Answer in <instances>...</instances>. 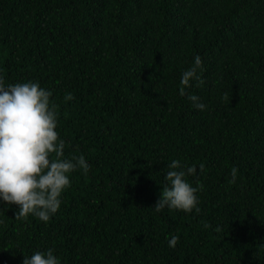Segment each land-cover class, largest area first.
Listing matches in <instances>:
<instances>
[{"label":"trees","instance_id":"trees-1","mask_svg":"<svg viewBox=\"0 0 264 264\" xmlns=\"http://www.w3.org/2000/svg\"><path fill=\"white\" fill-rule=\"evenodd\" d=\"M0 75L51 90L64 157L89 163L49 222L0 208V264H264V0H0ZM173 160L198 211L152 208Z\"/></svg>","mask_w":264,"mask_h":264},{"label":"clouds","instance_id":"clouds-1","mask_svg":"<svg viewBox=\"0 0 264 264\" xmlns=\"http://www.w3.org/2000/svg\"><path fill=\"white\" fill-rule=\"evenodd\" d=\"M202 59L196 55L191 67L181 74V95L197 81L203 84L198 70ZM52 91L41 87L38 81L5 84L0 75V208L15 205L16 219L29 215L47 223L59 210L62 194L71 185L69 174L77 169L89 171V163L83 155L71 159L64 157L65 141L59 137L57 113L51 101ZM73 99L72 93L64 97ZM192 106L200 111L206 105L197 95H189ZM55 153L56 158L52 159ZM202 167V166H201ZM166 186L161 190L153 210H169L190 213L198 211V189L186 176L197 174L195 165L185 168L180 161L167 165ZM237 169L231 171L235 182ZM178 237L173 236L169 247L174 248ZM23 264H61L52 248L35 251L24 256Z\"/></svg>","mask_w":264,"mask_h":264}]
</instances>
